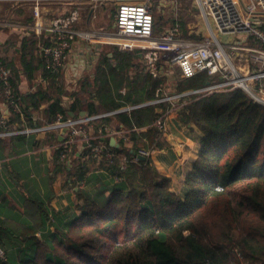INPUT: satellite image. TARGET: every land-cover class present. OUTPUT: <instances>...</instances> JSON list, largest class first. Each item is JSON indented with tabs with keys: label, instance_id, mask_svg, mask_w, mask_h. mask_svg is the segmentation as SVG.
Instances as JSON below:
<instances>
[{
	"label": "trees",
	"instance_id": "16d2710c",
	"mask_svg": "<svg viewBox=\"0 0 264 264\" xmlns=\"http://www.w3.org/2000/svg\"><path fill=\"white\" fill-rule=\"evenodd\" d=\"M16 1L30 12L20 4L15 9L20 18L15 20L32 26L33 2ZM159 20L154 15L155 33ZM27 31L29 35L20 39L19 54L12 36L0 49L4 64L12 69L10 81L18 103L17 109L8 105L7 126L0 132L34 127L35 113L49 102L43 110L45 123L50 125L60 116L67 119L71 113L77 117L83 111L107 113L95 120L96 132L101 128L105 133L116 119L129 130L134 145L127 148L121 138L115 147L109 138L100 139L113 157L101 159L105 168L92 177L100 185L91 190L79 187L92 181L86 178L87 164L79 160L70 168L61 160L62 148L55 147L59 169L68 173V187L77 197L74 209L80 214L67 217L54 212L51 219L43 202H30L26 223L0 219V248L5 254L0 264H264V105L241 89L187 97L190 102L179 110V117L199 128L203 138L186 177L187 191L179 195L150 156L128 162L125 169L123 159H131L140 143L149 150L165 147L164 132L153 123L167 104H145L160 96L161 84L169 81L179 93L203 88L211 77L200 73L183 78L177 67V74L154 78L147 65L136 63L138 51L116 48L112 56L99 54L94 75L83 77L65 106L67 90L59 80L61 73L49 71L39 55V45L51 43L50 35ZM15 56L20 57L22 70L14 65ZM39 70L48 86L22 94V75L32 81ZM133 70L135 77L130 79ZM0 97L6 101L2 89ZM127 106L135 107L122 110ZM59 137L51 129L45 142L58 143Z\"/></svg>",
	"mask_w": 264,
	"mask_h": 264
},
{
	"label": "built area",
	"instance_id": "2783aa9c",
	"mask_svg": "<svg viewBox=\"0 0 264 264\" xmlns=\"http://www.w3.org/2000/svg\"><path fill=\"white\" fill-rule=\"evenodd\" d=\"M150 1H123L119 4L112 31H84L77 28L80 19L78 8L68 9L45 20L39 1L36 0L33 11L37 20L33 29L40 33L47 32L51 40L47 45H39V55L46 68L52 73H60L65 66L66 54L74 38L78 37L91 44L107 43L125 51H140L154 78L162 74L170 76L174 66L180 69L183 78L208 74L211 81L203 88L169 93L166 91V83L161 84L158 90L161 97L145 103L167 104V109L153 123L161 130L166 129L163 126L166 118L187 105L190 102L187 97L192 94L208 95L241 89L254 102L264 105V0H194L204 27L198 30V34H201L199 38L183 36L179 27L155 33ZM11 76L12 69L4 64L0 56V88L6 97V104L17 109ZM134 107L128 106L122 110ZM5 115L0 110V127L7 126ZM106 115L103 113L67 119L60 116L56 122L44 128L26 131L57 130L62 140L53 147L62 148L61 160L68 161L67 156L73 152L83 160L89 157H105L110 160L113 154L100 139L121 136L126 140L130 139V133L126 129L111 132L109 127L105 128V133H102L101 128L97 133L95 120ZM10 134L13 133L0 132V137ZM96 140L97 143H94ZM149 155V149L138 148L131 159H123L122 169L126 168L128 162H136L140 156Z\"/></svg>",
	"mask_w": 264,
	"mask_h": 264
},
{
	"label": "crops",
	"instance_id": "0c3cea01",
	"mask_svg": "<svg viewBox=\"0 0 264 264\" xmlns=\"http://www.w3.org/2000/svg\"><path fill=\"white\" fill-rule=\"evenodd\" d=\"M30 1L33 2L32 5L34 7L36 0ZM38 1L45 20L53 17V15L56 13L59 14L58 12L60 11V8H64L65 11L71 8H78L80 12V19L77 23V28L79 30L112 31L115 28L118 6L116 7V10H113L114 16L112 19L108 18L107 22L105 23L103 10H105V7L108 3L107 1H116L118 3L123 1L142 3L144 0ZM191 1L193 2L194 0ZM183 2L184 0L150 1V4L153 8V15L156 14V10H160L162 13H159V21L161 24L157 27L158 33L166 29L179 27L181 34L185 31L188 36L197 35L195 38L201 37V34H198V30L204 28L203 24L197 29V31H194L192 24L191 26L187 23L186 25L180 24L179 20H181V18L176 16L178 15L176 10ZM21 6L20 7L22 9L27 7L25 4H21ZM195 7L198 13H200L198 6L196 5ZM28 11L29 10H26V13H28ZM21 16L24 18L26 15L24 14ZM36 20L37 19L35 16V22ZM200 21L202 23V19H200ZM19 24H24L26 27L18 25V30H16L17 34H14L12 31L13 29H9L6 26H0V49L3 48V44L9 38H11V35H13L16 37L18 42L16 51L19 54L21 51L20 39H22V36L29 35L30 32L27 31V27L29 26L33 29L34 25H27L24 22H20ZM19 30L20 32H17ZM34 32L38 36H42L43 33H45L36 32L35 30ZM103 46L104 45L102 44H91L78 37L74 38L72 47L66 54L65 66L60 72L61 74L59 79L60 82L64 84L65 90H67V94L63 96V103L65 106H67L70 102L71 92L68 87H70V85L77 86L79 82L83 80V77L88 76L87 72L91 68L92 64L96 61L95 59L98 58L99 54H101V48ZM113 48L116 49L118 47L113 46ZM138 52L139 61L136 63L140 62L147 65L144 55L140 51ZM109 55L112 56V53H109ZM13 59L15 63L14 65L21 68L22 70L23 66L20 57L15 56ZM48 83L49 81L43 78L42 70H39L32 81H30L27 76L22 75L19 91L22 94H26L35 90L39 85L47 87ZM121 91L124 92L123 89ZM48 104L49 102L43 103L39 108L40 111L36 113H40L42 115L43 110L47 108ZM0 110L4 111L6 114H9L8 105L4 99H1V97ZM36 113L35 116L37 115ZM99 114L94 113L89 115L86 112L84 116H94ZM80 116H83L82 113ZM38 121V118L35 117L34 127L27 126L25 130H20V133L18 132L9 136L0 137V219L12 222L14 224H18L17 222L26 223V214L28 211V209L26 210V204L30 202H43L46 205L47 211L51 213V219L53 218L52 214L54 212L63 216H65V212H68L69 215L66 213L67 217H70L74 212L80 214L78 210L74 209L76 194L69 190V177L66 178L65 173L59 169V162L56 160V151L53 147V145L56 143L45 142L47 133L51 129L26 131L29 129L44 128L49 125L45 123V120L44 123L37 125ZM166 121H169L170 124L168 132L166 133L167 143L163 148L165 151H155L152 155V160L162 174L170 177L171 189L179 195H184L187 191L185 178L186 175L191 171L193 163L200 154L203 133L195 125L184 123L179 117V112L175 114L171 113L166 118ZM108 127L109 129L114 127L116 130L124 129L116 119L111 120ZM115 138L117 140L116 143L118 144V136ZM101 142H103V140H101ZM82 159L83 158H80L78 155L74 154L72 161L69 158L68 161L64 160V162L70 168H74L77 166V164H79V162L76 161L80 160V163L85 162L87 164L86 178L88 177V179L102 174L105 167H103L104 163L101 164V159L98 160L94 157H89L85 160ZM96 159L99 162H97ZM78 173H75L76 176ZM75 177L73 176L71 179H74ZM99 185L100 183L98 178L94 177L92 178V181H90V185L88 184L86 187H84L85 185L82 184L81 187L90 190L89 187L94 189V187H98Z\"/></svg>",
	"mask_w": 264,
	"mask_h": 264
},
{
	"label": "rangeland",
	"instance_id": "374dc122",
	"mask_svg": "<svg viewBox=\"0 0 264 264\" xmlns=\"http://www.w3.org/2000/svg\"><path fill=\"white\" fill-rule=\"evenodd\" d=\"M14 1V2H13ZM13 1H10V0H1L0 1V26H2V27H4V26H6V27H8L9 29H13L12 31L14 32V34H17L16 33V30H18V28L17 27H19L18 25H20V26H22V27H26V25H24V24H19L20 22H17L15 19L17 18H20L19 16H18V11L17 10H15V9H17V8H20V1H16V0H13ZM17 2V3H16ZM108 3H107V5H106V7H105V10H103V13H104V21H105V23L107 22V20H108V18L110 19H112V17L114 16V11L113 10H116V7L119 5V4H121L122 2H116V1H107ZM196 5H195V2L193 1H191V0H184V2L183 3H181L180 5H179V8H177V14L178 15H176V16H178L179 18H181V20H183V22H186L188 25H190L191 26V24L193 25V28H194V31H197V29L202 25V23H201V21H200V13H198V11H197V9H196V7H195ZM25 10H28V7H25ZM1 11L3 12V13H1ZM29 12V11H28ZM63 12H65V10H64V8H60V11L58 12V13H63ZM159 13H161V11L159 10H156V14H155V16L157 17V18H159ZM34 14V13H33ZM162 14V13H161ZM172 15V14H171ZM104 23V22H103ZM27 28H30L29 26L27 27ZM32 28V27H31ZM15 30V31H14ZM17 32H20V30L19 31H17ZM13 34V33H12ZM13 38H16V37H14L13 35H11ZM16 36V35H15ZM193 37L195 38V37H197V35H193ZM86 41V40H85ZM86 42H88V41H86ZM98 44H101V43H98ZM102 45H104L102 48H101V54H104V53H112L113 51H114V48H113V46H115V45H109V44H107V43H103ZM118 50H120V51H125V50H121L120 48H117ZM100 56L101 55H99L98 56V58H96L95 60V62L92 64V66H91V68L88 70V72H87V74H88V76H91V75H94V73H95V67H96V65H97V63H98V61H99V59H100ZM136 60V62H138L139 60L137 59V58H135ZM67 61H68V57H67ZM149 70V69H148ZM172 74L174 75V74H177V72H178V69H177V67L176 66H174V67H172ZM135 73H136V71L135 70H133V72H131L129 75H130V79H133V77H135ZM78 86L79 85H77V86H73V85H70V87H68L69 88V90H70V92H72V91H74V90H76V89H78ZM126 90V88H123V91H125ZM166 91L167 92H172V91H174V86L172 85V83L171 82H167L166 83ZM69 92V91H68ZM157 94H159L160 96L158 97V98H160L161 97V92H157ZM180 103H181V101H180ZM128 107V106H127ZM177 112H179L178 110H175L174 112H172L173 114H175V113H177ZM37 115L35 116V117H37L38 118V120H39V122H41V124L42 123H44V120H45V117L43 116V114L41 115L40 113H36ZM113 124H115V123H113ZM169 124H170V122L169 121H164V123H163V126H164V128H166L165 130H161V131H163L164 132V135H165V140H166V133L168 132V129H169ZM26 129V128H25ZM24 129V130H25ZM29 129V128H28ZM111 132H113V131H116V128H114V127H111ZM18 131V130H17ZM17 131H11L13 134H16L17 133ZM23 132V131H22ZM11 135V134H10ZM7 136H9V135H7ZM115 137H117V136H115ZM122 137L120 136H118V139L120 140ZM124 140V143H125V146L127 147V148H129V149H131V148H133V145H134V143H133V141L131 140V137H130V139H123ZM166 143H167V141H165ZM57 144V143H56ZM166 145V144H165ZM139 148H145L144 147V145L143 144H139ZM163 149V148H162ZM165 151L164 149L163 150H161V149H159V148H157V149H151L150 150V157L152 158V155L154 154V152L155 151ZM74 154H75V152H73V153H71V154H69L68 156H67V158L69 159L70 158V160L72 161L73 160V158H74ZM148 157V156H147ZM83 160V159H82ZM97 160V159H96ZM98 160H100V159H98ZM97 160V162H99ZM98 165V164H97ZM63 172L65 173V175H66V178L68 177V174H67V172L65 171V170H63ZM190 173V172H189ZM188 173V174H189ZM188 174L186 175V177L188 176ZM165 175V174H164ZM167 176V175H166ZM169 177V176H168ZM170 178V177H169ZM185 183H186V178H185ZM80 188H81V185L79 186ZM85 187V186H84ZM170 187H171V181H170ZM89 189L91 190V187H89ZM219 190L221 189V188H218ZM70 191H72V192H74L71 188L69 189ZM77 198V197H76ZM80 204H82V202L80 203ZM61 212H65V211H61ZM78 212L80 213V210H78ZM66 213H68V212H65L64 214L66 215ZM67 215H69V213L67 214ZM52 230L54 229V228H51ZM4 252V250L2 251L1 249H0V259H4L5 258V254L3 253ZM243 264H247L246 262H244Z\"/></svg>",
	"mask_w": 264,
	"mask_h": 264
},
{
	"label": "water",
	"instance_id": "95a60500",
	"mask_svg": "<svg viewBox=\"0 0 264 264\" xmlns=\"http://www.w3.org/2000/svg\"><path fill=\"white\" fill-rule=\"evenodd\" d=\"M84 114H86V112H82V115H83V116H84ZM71 116L74 117V114L71 113ZM104 139H105V138H104ZM109 139H110V144H111L112 146H115V147H118V146H119V143H118V144L116 143L117 140H116L115 137H111V138H109ZM59 140H62V137H61V136L59 137ZM134 154H135V152H134ZM139 158H140V159H145L146 157H145V156H140Z\"/></svg>",
	"mask_w": 264,
	"mask_h": 264
}]
</instances>
